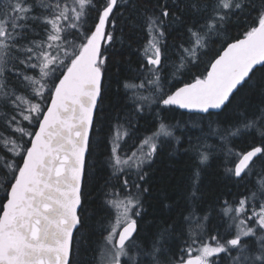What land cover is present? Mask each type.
<instances>
[{"label": "snow or ice", "instance_id": "1", "mask_svg": "<svg viewBox=\"0 0 264 264\" xmlns=\"http://www.w3.org/2000/svg\"><path fill=\"white\" fill-rule=\"evenodd\" d=\"M117 32L144 39L115 94L156 123L129 153L132 121L115 117L103 179L93 137ZM177 109L207 114L195 144ZM166 149L195 164L178 216L149 230L148 170ZM217 157L225 190L209 204ZM0 194V264H264V0H0Z\"/></svg>", "mask_w": 264, "mask_h": 264}, {"label": "trees", "instance_id": "2", "mask_svg": "<svg viewBox=\"0 0 264 264\" xmlns=\"http://www.w3.org/2000/svg\"><path fill=\"white\" fill-rule=\"evenodd\" d=\"M117 27H123V23L119 20L117 21ZM240 31L241 29L232 27L230 29V35L236 36ZM117 37L118 39L111 48V58L116 65L110 74L112 77L113 88L112 93H110L105 99L102 113V119L106 120L107 123L104 125H98V130L103 128V131H100L99 135L93 137V147L95 151L91 162L96 163L97 171L103 179H107L110 175V170L104 166L105 161L107 160L109 145L104 142L110 141L111 139L109 128L115 126V117L119 115L121 123H124L126 119L132 121L133 127L128 129L132 135L125 138L123 147L125 150L136 148L143 137L151 134V131L153 130L152 125L156 123L153 119V113L145 112L136 115L130 106H125L126 101L121 100L120 97L115 94L116 76L122 75L127 70L130 61L133 66H135V61L137 59L135 50L141 46L144 39L142 34L130 32H124L122 38H120L121 34L117 32ZM218 48V44L213 46L209 51V54L203 56V62L211 60ZM203 67L204 63H201L199 70H203ZM193 71L195 72L197 70L193 69ZM247 96L248 93L245 91L242 93L241 97L237 98L236 103L244 104L246 102L244 97ZM253 102H255L254 98ZM172 115L175 116V121L173 122H180L177 135H179L180 132H185L188 139L191 140V143L195 144L197 142V137L201 135L197 122L201 116H206L207 114L177 109ZM230 116L231 112H222L220 117H213V119L223 120ZM125 127H128L127 124H125ZM213 127H215V125H213ZM189 129L191 131H188ZM209 143H212V141H209ZM248 143H251V140H249ZM127 144L129 146H127L128 148L125 147ZM236 146L237 148H243L246 144L237 141ZM187 147L188 144H185V148ZM193 155V153L185 154L184 149H181L175 154H173L171 150L166 149L158 154L153 164L150 166V170H148L149 184L146 185L150 191L145 194L147 208L145 227L149 230L153 227L150 222L155 221L157 218H164L170 215L178 216V212L175 209L177 204H183V197L185 196L186 188L188 186V180L195 164ZM221 165L222 159L217 157L210 162V167H208L203 173L202 186L205 193V200L208 201L209 204L219 191L225 190L222 183L223 173ZM103 179H101V183H103ZM113 182L115 183V181ZM0 198H2V194H0ZM98 210L99 202L88 206L89 215L95 217V219L90 220V223L94 225L97 230L99 229V224L97 222L101 218L100 215L97 214ZM85 259H87V257H85Z\"/></svg>", "mask_w": 264, "mask_h": 264}, {"label": "rangeland", "instance_id": "3", "mask_svg": "<svg viewBox=\"0 0 264 264\" xmlns=\"http://www.w3.org/2000/svg\"><path fill=\"white\" fill-rule=\"evenodd\" d=\"M124 143H125V142H124ZM127 146H128V144L125 145L126 148L129 147V146H128V147H127ZM122 147H124V144L122 145ZM123 150H124L125 152H129V153H130L132 150H135V148H134V149H130V148H129L128 150H125V149H123Z\"/></svg>", "mask_w": 264, "mask_h": 264}, {"label": "water", "instance_id": "4", "mask_svg": "<svg viewBox=\"0 0 264 264\" xmlns=\"http://www.w3.org/2000/svg\"><path fill=\"white\" fill-rule=\"evenodd\" d=\"M182 110H184V109H182ZM184 111H188V110H184ZM188 112H190V111H188Z\"/></svg>", "mask_w": 264, "mask_h": 264}]
</instances>
